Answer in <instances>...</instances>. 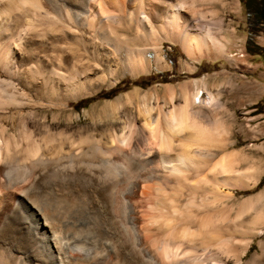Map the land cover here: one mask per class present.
<instances>
[{
    "label": "bare ground",
    "instance_id": "6f19581e",
    "mask_svg": "<svg viewBox=\"0 0 264 264\" xmlns=\"http://www.w3.org/2000/svg\"><path fill=\"white\" fill-rule=\"evenodd\" d=\"M196 2L0 0V248L11 264H241L264 236V188L234 196L264 175V146L234 150L213 85L165 86L159 97L135 89L124 107L118 98L86 111L85 128L77 115L57 131L48 117L125 72L160 67L163 42L224 57L225 38L184 16Z\"/></svg>",
    "mask_w": 264,
    "mask_h": 264
},
{
    "label": "rangeland",
    "instance_id": "374dc122",
    "mask_svg": "<svg viewBox=\"0 0 264 264\" xmlns=\"http://www.w3.org/2000/svg\"><path fill=\"white\" fill-rule=\"evenodd\" d=\"M195 1H198L196 2L198 12L195 11L197 13L193 14L194 11L189 10L191 15L187 11L184 16L192 18L195 16L196 18H194L200 19L201 26L205 30H209L212 36L222 35L225 38L224 57L190 58L179 43L163 42L161 49L163 61L160 67L152 65L144 73L131 74L125 72L118 78L110 80L112 85H102L97 88L94 94L70 101L64 109H52L48 113V117L51 120L52 115L57 114L60 123L57 126V131L67 130V126H69L68 117H72L76 122L77 115L80 117L79 126L81 128L88 127L90 122L85 116L86 111L118 98L120 105L124 107L125 96L135 89L140 92L154 90L155 95L159 97L162 95L165 86L175 87L185 82L203 80L207 86L213 85V90H217L220 94V100L226 109L217 110L215 117L225 127H231L233 139L237 142L234 150L248 149L249 146L253 148L264 146V63L260 56L250 55L245 50L247 39L251 42L250 48L254 46L260 48L263 45V36L260 32H250L248 29L241 0ZM153 55V52L149 53L150 58ZM28 111V108L24 109V117ZM125 111L127 116L134 117L135 108L132 105ZM36 113L41 115L42 112L36 111ZM10 116H12V120H8L9 133L16 139L20 136L18 118L13 111ZM254 134L258 136L253 138ZM18 145L19 148L16 146L17 149H14V152L15 157L17 156L16 160L20 162L24 156V145L22 142ZM263 188L264 175L253 190L237 191L234 196L237 199L245 198L257 194ZM5 209L0 204V221L4 218ZM76 232L73 223L63 229V235L70 241ZM234 237L237 240L240 235L237 233L234 234ZM262 239L264 240V236L252 238L250 248L242 257L241 264L249 262L254 256L264 259L259 248ZM144 246L150 253H153V247L150 244L145 242ZM98 247H101L100 242ZM3 251L5 252L4 249L0 248L2 263L11 264L10 259L5 256ZM29 263L34 264L33 261H29Z\"/></svg>",
    "mask_w": 264,
    "mask_h": 264
},
{
    "label": "trees",
    "instance_id": "16d2710c",
    "mask_svg": "<svg viewBox=\"0 0 264 264\" xmlns=\"http://www.w3.org/2000/svg\"><path fill=\"white\" fill-rule=\"evenodd\" d=\"M245 12L246 22L250 32H260L263 45L260 48H250L249 39L245 42V50L250 55H258L264 63V0H241Z\"/></svg>",
    "mask_w": 264,
    "mask_h": 264
}]
</instances>
